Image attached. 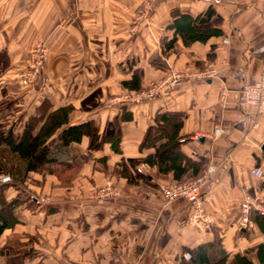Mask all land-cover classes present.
Masks as SVG:
<instances>
[{"label":"crops","instance_id":"0c3cea01","mask_svg":"<svg viewBox=\"0 0 264 264\" xmlns=\"http://www.w3.org/2000/svg\"><path fill=\"white\" fill-rule=\"evenodd\" d=\"M140 6L141 0H0V52L9 59L0 69V100L16 99L7 124L16 123L21 132L44 104L48 114L70 107V126L91 122L100 135H119L118 153L109 143L90 151L83 136L56 154L72 166L70 182L29 172L20 190L0 183L5 202L19 195L23 203L13 212L15 224L0 235V249L11 240L23 244V264H182L183 253L215 238L228 259L264 243L250 219L255 212L244 230L237 229L244 194L264 207V113L239 97L240 87L257 81L264 63V51L256 52L264 43V0H162L134 25ZM207 8L212 16L196 28L217 29L218 36L186 46L175 37L166 47L173 15L195 17ZM39 42L47 47L46 67L23 87L19 74ZM204 67L215 76L188 80L139 104H106L169 71L194 74ZM149 126L162 127V136L139 149ZM215 127L220 135L212 138ZM172 135L181 155L202 164L197 176L214 167L203 191L207 225L188 223L190 207L183 199L164 205L158 186L174 182L172 174L144 163L146 157L155 160L158 145ZM138 165L143 173L135 172ZM254 167L261 168V178L250 173ZM191 178L188 171L181 180ZM106 180L119 195L92 199ZM9 254L5 249L4 256ZM246 257L258 264L253 253Z\"/></svg>","mask_w":264,"mask_h":264},{"label":"trees","instance_id":"16d2710c","mask_svg":"<svg viewBox=\"0 0 264 264\" xmlns=\"http://www.w3.org/2000/svg\"><path fill=\"white\" fill-rule=\"evenodd\" d=\"M213 11L207 8L201 14L191 17L186 14L172 16L170 29L173 31L172 39L166 47L172 46L175 37H179L186 46L192 42L203 43L210 37L220 34L214 28L198 29L212 16ZM9 59L6 52H0V69H6ZM16 99L6 98L0 100V176L10 177L9 184L20 190L24 186V180L29 172L41 175H54L63 183L70 182L74 176V170L70 163L61 161L56 154L62 153L71 143H78L85 136L88 138L87 149L96 151L105 143H109L111 150L118 153L119 135L116 132L112 137L100 135L91 122L77 125H69L70 107H63L51 113H47L46 105L36 108L35 115L29 117L23 125L22 131L16 129V123L7 124V116L16 110ZM162 121H166L162 118ZM41 124L38 132L34 130ZM173 126V125H172ZM176 126L174 127L175 132ZM162 127L149 126L139 144V149L149 148L155 145L162 136ZM158 156L155 160L146 157L144 163L154 167L156 173H171L174 182L182 181L181 178L188 172L196 177L202 169L201 163H196L181 155L178 143L174 136L157 147ZM134 166V162H129ZM4 186L0 187V235L4 230L11 228L16 220L13 217L14 210L22 203L18 195L11 202H5L2 198ZM33 203V201H31ZM252 223L264 237V217L250 216ZM23 244L9 241L0 249V264H23L25 255L22 254ZM9 249L10 254L5 257L4 250ZM189 259L182 264H252L246 255L253 253L258 264H264V243H260L245 252L244 255H234L228 259L223 251L218 238L211 243L200 244L191 250H187Z\"/></svg>","mask_w":264,"mask_h":264},{"label":"built area","instance_id":"2783aa9c","mask_svg":"<svg viewBox=\"0 0 264 264\" xmlns=\"http://www.w3.org/2000/svg\"><path fill=\"white\" fill-rule=\"evenodd\" d=\"M157 1L160 2L162 0H143V4L137 16L138 22L146 18L152 4ZM262 51H264V43L256 52ZM47 57L48 53L45 43H37L31 52L26 67L19 74V82L23 87L30 86L34 83L37 75L45 69ZM214 76L215 71L211 67H205L203 70L194 74H179L169 71L162 80L150 82L145 88L138 92L125 93L119 96L110 97L106 100V104L109 107L139 104L144 101H150L155 97L164 96L172 89L180 86L188 80H209ZM239 97L242 103L252 106L258 115L264 113V63L260 68V74L257 81L254 83H245L240 87ZM219 135L220 130L215 127L212 132V138L218 137ZM178 141L180 143L183 142L182 139H179ZM260 164L264 166V157L261 158ZM144 170V165H138L135 168L136 173H143ZM213 172L214 167L207 166L204 172L195 178L158 186V192L164 205L175 199H183L190 207L188 223L192 225L200 223L207 225L210 220L202 209L204 201L203 191L210 184V176ZM250 173L256 178H261L263 176L261 168L259 167H254ZM9 182V176H0V183L6 184ZM118 195L119 193L113 187L112 183L109 180H106L102 187L98 188L91 197L94 200H104L117 197ZM31 199L38 203L47 202V199L42 198L37 199L36 197H32ZM251 211L264 217V207L258 202L257 198H252L249 195L244 194L239 203L238 230H244L247 227L249 224L248 215ZM182 259L187 261L189 259V254L187 252L183 253Z\"/></svg>","mask_w":264,"mask_h":264},{"label":"rangeland","instance_id":"374dc122","mask_svg":"<svg viewBox=\"0 0 264 264\" xmlns=\"http://www.w3.org/2000/svg\"><path fill=\"white\" fill-rule=\"evenodd\" d=\"M6 1V0H5ZM12 1H14V0H12ZM156 3H158V1L157 2H155V3H153L152 4V6H151V9H152V7L156 4ZM142 4H143V0H141V6H142ZM141 6H140V8H141ZM140 8H139V10H140ZM150 9V10H151ZM139 10H138V13H139ZM150 12V11H149ZM149 12H148V14H149ZM138 13H137V15H136V17L134 18V25L136 24V23H140V22H143L146 18H147V16H148V14H147V16H146V18L144 19V20H142V21H140V22H138L137 21V16H138ZM205 68V67H204ZM13 115V114H12ZM8 121H11L12 122V120L9 118V120ZM135 170V169H134ZM73 177V176H72ZM173 183V182H172ZM168 184H171V183H168ZM113 185V184H112ZM113 187L115 188V186L113 185ZM116 189V188H115Z\"/></svg>","mask_w":264,"mask_h":264},{"label":"water","instance_id":"95a60500","mask_svg":"<svg viewBox=\"0 0 264 264\" xmlns=\"http://www.w3.org/2000/svg\"><path fill=\"white\" fill-rule=\"evenodd\" d=\"M260 150L264 153V143L260 146Z\"/></svg>","mask_w":264,"mask_h":264}]
</instances>
